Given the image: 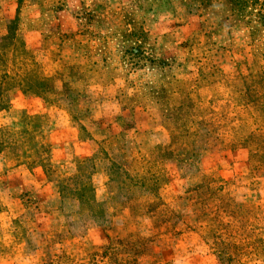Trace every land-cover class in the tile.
Segmentation results:
<instances>
[{
  "label": "rangeland",
  "instance_id": "1",
  "mask_svg": "<svg viewBox=\"0 0 264 264\" xmlns=\"http://www.w3.org/2000/svg\"><path fill=\"white\" fill-rule=\"evenodd\" d=\"M218 1L194 10L186 8L188 0H0V36L15 18V37L55 77L48 103L8 91L10 108L20 116L10 124V112L1 111L0 126L8 140H18L17 151L42 141L49 159L61 163L98 157V143L157 187L140 189L136 203L115 209L118 223L100 238L92 230L84 234L79 224L68 226V205L58 208L59 194L48 181L57 171L44 173L37 164L0 171V264H130L135 258L137 264H221L198 221L214 216L218 195L211 191L219 186L232 206L231 213L217 209L220 221L237 224L259 212L264 157L248 155L237 143L232 148L227 130L213 132L221 92L241 84L253 59L247 27L218 24L224 16ZM70 71L88 78L69 81ZM65 84L70 101L61 91ZM184 99L190 108L178 107ZM170 113L172 124L165 118ZM249 122L243 129L253 127ZM100 246H109L104 255Z\"/></svg>",
  "mask_w": 264,
  "mask_h": 264
},
{
  "label": "trees",
  "instance_id": "2",
  "mask_svg": "<svg viewBox=\"0 0 264 264\" xmlns=\"http://www.w3.org/2000/svg\"><path fill=\"white\" fill-rule=\"evenodd\" d=\"M217 3L224 11V16L217 19L218 24H222V21H230L232 25L243 23L247 27L253 59L252 66L247 69L246 75L239 77L241 84H236L238 86L230 94L226 90L221 92L217 104L220 111H216L213 132L216 134L219 130L218 133H224L227 130L231 135V143L234 144V146L231 145L232 148L237 143L247 150L248 155H256L263 159L264 140L261 135L264 133V119L262 118L264 116V0H220ZM208 5H210V0H188L186 8L189 9L192 6L195 10L199 7L206 8ZM215 16L218 17V14ZM15 21V18L7 20V33L0 36V112H10L11 120L8 122L10 124L12 120L19 119L20 112L10 108L8 91L18 89L22 94H33L48 103L46 93L51 90L55 79L45 72V64L35 60L33 51L26 48L15 37ZM261 37L263 42L260 46L255 43V40ZM83 77L73 76L71 71L68 74L69 81H83L85 77L88 78L85 73ZM67 86L65 84L61 91L63 97L70 101L74 99V95ZM182 105L186 109L191 107L186 99L183 103H178V107ZM171 113L165 115V118H167V123L172 124L173 115ZM247 119H250L249 123L254 120L251 129L250 126H245L244 129L242 127ZM77 125L85 132V137L90 136L82 125L78 123ZM0 134V171L8 173L23 167L32 169L34 164L39 165L44 173L57 171L56 178L48 179V181L59 194L57 196L58 208L65 204L68 205L67 214L70 217L68 226L79 224L84 234L89 227L93 226L100 227L108 236L111 231L108 228L114 230V224L118 223L117 217L113 216L115 209L121 211L124 207H130L133 202L136 203L144 194L140 189L152 192L157 188L155 183L146 185L145 181L138 177L140 175L137 176L134 171L137 169H133L134 165L126 163L124 158L116 161L112 157L116 153L113 154V151L105 149L98 143V157L69 158L59 163L49 159V145L42 141L33 142L31 146L34 149L26 146L19 153L16 149L19 145L18 140H8L6 131L1 126ZM247 141H251L250 144L254 146L248 148ZM192 142L191 140L190 143ZM133 145V143L129 144L126 154H131ZM8 151L11 156L8 155ZM25 152L31 153L25 154ZM192 155L194 154L189 155L190 159ZM62 173L65 175L61 178ZM152 179L153 176L151 181ZM214 190L211 193L218 195L216 203L212 205L214 216L209 218V221L202 219L198 221V226L205 229L202 237L208 236L211 248L217 254L221 264H244V261L250 260H259L264 263V204L259 212H251L237 224L220 221L216 217L217 209L222 206L227 207V213H231L232 211L228 208L232 206L228 201V193H218V190H222L221 186ZM154 203L146 204V210L151 211ZM4 209L5 206L0 202V212ZM61 210L62 215L64 213ZM207 216L208 214L203 218ZM19 220L20 217L14 218L13 223ZM118 232L115 231V234ZM69 234L73 236L71 231ZM116 242L123 243L124 240L117 239ZM100 247L104 255L109 246ZM134 255L138 256V252L134 251ZM135 259L130 261V264H137Z\"/></svg>",
  "mask_w": 264,
  "mask_h": 264
},
{
  "label": "crops",
  "instance_id": "3",
  "mask_svg": "<svg viewBox=\"0 0 264 264\" xmlns=\"http://www.w3.org/2000/svg\"><path fill=\"white\" fill-rule=\"evenodd\" d=\"M90 230H92L93 232H98L99 233V235H100V238H104V235H103V233H102V229L100 228V227H90V228H88L87 230H86V232L88 233V231H90ZM86 233V234H87ZM97 233V234H98Z\"/></svg>",
  "mask_w": 264,
  "mask_h": 264
}]
</instances>
